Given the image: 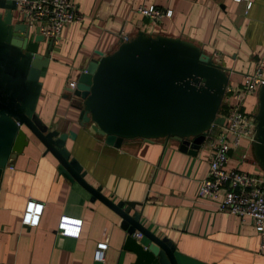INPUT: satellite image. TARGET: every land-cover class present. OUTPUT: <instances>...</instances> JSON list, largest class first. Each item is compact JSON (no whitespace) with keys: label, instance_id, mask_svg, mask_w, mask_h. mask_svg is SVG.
Masks as SVG:
<instances>
[{"label":"crops","instance_id":"crops-1","mask_svg":"<svg viewBox=\"0 0 264 264\" xmlns=\"http://www.w3.org/2000/svg\"><path fill=\"white\" fill-rule=\"evenodd\" d=\"M248 1L245 9V2L232 0H72L81 22L61 28L40 80L35 113L41 124L75 134L64 147L84 172L83 180L111 203H139L129 214L137 212L142 227L170 241L176 264H264L250 219L219 213L215 201L197 198L207 172L206 143L194 155L170 139L126 140L119 148L109 147L77 125L71 107L76 100L66 86L98 59L97 52L108 55L121 36L131 40L143 33L199 47L224 69L226 87L238 93L242 77L254 73L264 57V0ZM139 6L170 11V16L151 22L137 13ZM43 49L39 45V53ZM241 101L243 110L254 115L257 92ZM239 146L247 160L230 150L225 169L260 173L250 142L241 140ZM43 151L28 136L26 147L0 177V264H134V255L121 249L125 233L120 218L101 202H90L89 194L59 175L57 161ZM29 199L43 205L39 223L31 229L20 225ZM59 217L81 221L77 238L59 235ZM136 240L146 244L140 235ZM101 241L107 245L104 260L93 262L94 245Z\"/></svg>","mask_w":264,"mask_h":264},{"label":"water","instance_id":"water-1","mask_svg":"<svg viewBox=\"0 0 264 264\" xmlns=\"http://www.w3.org/2000/svg\"><path fill=\"white\" fill-rule=\"evenodd\" d=\"M13 11V0H0V177L32 136L57 161L59 175L120 218L125 233L121 249L134 255V264H176L170 241L142 227L137 212L129 214L139 203H111L83 180L84 172L64 147L75 134L59 133L39 121L35 107L52 42L42 41L37 30L29 33L15 21ZM96 55L79 73L74 89L66 91L76 100L71 107L77 111V125L105 145L119 148L126 140L170 139L180 151L194 155L210 128L223 125L219 109L228 77L192 43L137 33L127 42L120 40L110 54ZM253 119L251 154L264 173V85L257 90ZM133 233L146 244L132 238Z\"/></svg>","mask_w":264,"mask_h":264},{"label":"built area","instance_id":"built-area-1","mask_svg":"<svg viewBox=\"0 0 264 264\" xmlns=\"http://www.w3.org/2000/svg\"><path fill=\"white\" fill-rule=\"evenodd\" d=\"M232 1L245 2V9L250 5L248 0ZM13 13L15 21L21 22L29 33L37 30L42 41L52 43L57 39L62 27L81 22V16L72 0H14ZM137 13L151 22L170 16V11H160L152 6H139ZM121 40L127 42L130 39L121 36ZM263 66L264 57L257 63L254 73L242 77L238 93L228 87L225 88L221 103L224 106V113L219 114L224 118V123L220 127H211L210 130L214 128L216 132L214 135L206 136L204 143L208 151L207 172L197 189V198L215 201L217 212L229 214L240 221L244 218L250 219L259 238L257 254L262 257H264V173L252 174L235 168L226 170L225 165L230 150L238 147L241 140L250 142L253 138L255 127L253 115L243 110L241 100L242 96L256 93L264 85ZM74 86V82H69L66 87L73 90ZM229 95L235 98L234 103H229ZM240 159L246 161L247 157L243 154ZM42 209V203L27 200L21 213L20 225L27 229L37 227ZM80 222L59 217L56 230L62 237L77 238ZM131 237L136 239L139 234L133 233ZM106 247V241L94 245L93 262H103Z\"/></svg>","mask_w":264,"mask_h":264},{"label":"rangeland","instance_id":"rangeland-1","mask_svg":"<svg viewBox=\"0 0 264 264\" xmlns=\"http://www.w3.org/2000/svg\"><path fill=\"white\" fill-rule=\"evenodd\" d=\"M235 149L237 150L238 156H240L243 153V148H241L240 146L236 147ZM234 153L236 154V152H234ZM247 154L250 155V152L248 151Z\"/></svg>","mask_w":264,"mask_h":264},{"label":"trees","instance_id":"trees-1","mask_svg":"<svg viewBox=\"0 0 264 264\" xmlns=\"http://www.w3.org/2000/svg\"><path fill=\"white\" fill-rule=\"evenodd\" d=\"M224 112V107L223 105L220 106V109H219V114H222ZM27 133V132H26ZM28 134V133H27ZM29 135V134H28Z\"/></svg>","mask_w":264,"mask_h":264}]
</instances>
